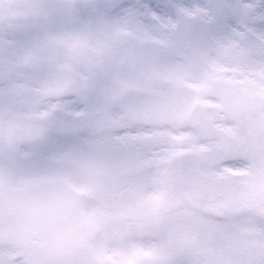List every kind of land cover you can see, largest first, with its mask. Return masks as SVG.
I'll return each instance as SVG.
<instances>
[{
	"label": "snow or ice",
	"instance_id": "obj_1",
	"mask_svg": "<svg viewBox=\"0 0 264 264\" xmlns=\"http://www.w3.org/2000/svg\"><path fill=\"white\" fill-rule=\"evenodd\" d=\"M0 264H264V0H0Z\"/></svg>",
	"mask_w": 264,
	"mask_h": 264
}]
</instances>
